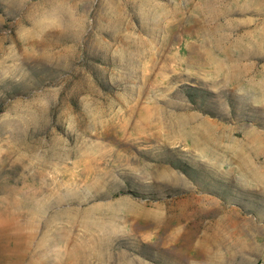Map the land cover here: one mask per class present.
<instances>
[{
    "label": "rangeland",
    "instance_id": "obj_1",
    "mask_svg": "<svg viewBox=\"0 0 264 264\" xmlns=\"http://www.w3.org/2000/svg\"><path fill=\"white\" fill-rule=\"evenodd\" d=\"M0 264H264V0H0Z\"/></svg>",
    "mask_w": 264,
    "mask_h": 264
}]
</instances>
